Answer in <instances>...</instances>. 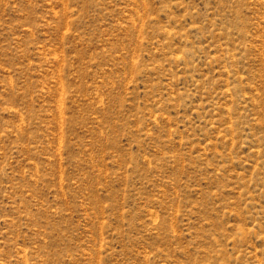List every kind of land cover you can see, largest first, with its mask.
<instances>
[{"label":"rangeland","instance_id":"374dc122","mask_svg":"<svg viewBox=\"0 0 264 264\" xmlns=\"http://www.w3.org/2000/svg\"><path fill=\"white\" fill-rule=\"evenodd\" d=\"M0 264H264V0H0Z\"/></svg>","mask_w":264,"mask_h":264}]
</instances>
